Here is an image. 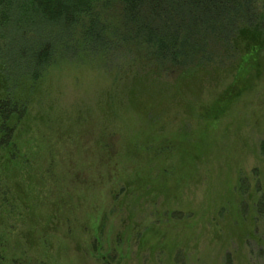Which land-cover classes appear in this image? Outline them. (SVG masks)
Wrapping results in <instances>:
<instances>
[{
	"label": "rangeland",
	"instance_id": "1",
	"mask_svg": "<svg viewBox=\"0 0 264 264\" xmlns=\"http://www.w3.org/2000/svg\"><path fill=\"white\" fill-rule=\"evenodd\" d=\"M245 2L179 53L102 0L0 57L9 264H264V4Z\"/></svg>",
	"mask_w": 264,
	"mask_h": 264
},
{
	"label": "trees",
	"instance_id": "2",
	"mask_svg": "<svg viewBox=\"0 0 264 264\" xmlns=\"http://www.w3.org/2000/svg\"><path fill=\"white\" fill-rule=\"evenodd\" d=\"M97 1L102 0H0V57L4 58L6 52L16 60L17 55L25 51L26 44L34 39L36 30H39L35 27L49 26L71 31L81 16L92 13ZM115 1L129 22L135 24L133 27L139 36L157 45L162 52L175 50L178 53L190 46V41L201 33L200 29L210 24L221 25L249 7L246 0ZM95 25L93 22L94 28ZM54 52L52 42H42L34 47L30 58L36 78L49 64ZM18 113V107L11 100L0 99L1 149L13 143L14 128L8 122ZM260 210L264 212V204ZM6 247L7 243L0 239V264L17 260L10 261Z\"/></svg>",
	"mask_w": 264,
	"mask_h": 264
}]
</instances>
